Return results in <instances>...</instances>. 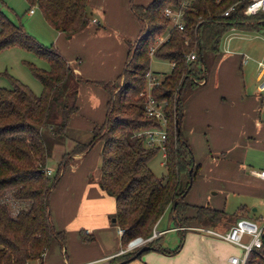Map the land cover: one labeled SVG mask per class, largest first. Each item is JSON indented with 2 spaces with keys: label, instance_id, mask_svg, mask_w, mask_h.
Segmentation results:
<instances>
[{
  "label": "trees",
  "instance_id": "16d2710c",
  "mask_svg": "<svg viewBox=\"0 0 264 264\" xmlns=\"http://www.w3.org/2000/svg\"><path fill=\"white\" fill-rule=\"evenodd\" d=\"M25 1L29 6L35 4L44 20L66 36L91 19L87 0ZM181 1L150 0L145 6L130 5L140 29L134 41L127 44L123 68L112 81L94 82L108 94L105 118L100 125L92 127L88 143L75 144L73 149L59 155L49 174H46L47 159L52 155L53 143L64 138L70 115L77 110V84L87 80L73 73L52 44L41 45L0 11V49L18 45L47 63L45 69L28 64L41 85L37 94L13 77L9 87H0V264L42 261L52 238L63 245V231L56 230L50 220L49 193L73 155L83 154L96 140L101 141L97 183L114 199L113 222L121 229V249L134 237H148L166 210L175 226L185 227L178 230V244L166 251L159 244V236L144 243L166 253L178 250L185 230L193 228L187 225L188 221L209 226L225 216L222 209L209 205H196L192 217L184 216L187 207L184 196L190 187L189 180L191 183L196 177L198 164L194 163L190 147L181 135L179 94L185 81L193 85L195 80L203 78L202 51L216 53L220 37L232 26L252 29L264 25V13L245 15L242 10L246 0H188L182 11L180 31L170 25L162 10L165 6L177 8ZM232 3L235 5L228 14L222 15ZM162 34L164 40L151 54L171 65L150 89L154 99L166 100L164 108L168 115L165 172L155 176L146 162L158 149L147 147L136 132L156 124L153 118L143 114L145 96L141 92L144 72L149 69V48L155 37ZM189 52L195 53L194 59H185ZM7 198L20 206L13 211ZM79 237L82 241L93 240L92 235H83V230H79ZM137 248L112 257L110 264L127 259ZM245 264H264V235Z\"/></svg>",
  "mask_w": 264,
  "mask_h": 264
},
{
  "label": "crops",
  "instance_id": "0c3cea01",
  "mask_svg": "<svg viewBox=\"0 0 264 264\" xmlns=\"http://www.w3.org/2000/svg\"><path fill=\"white\" fill-rule=\"evenodd\" d=\"M149 1L87 0L91 19L71 36L56 31L44 20L54 30L51 44L56 51L67 61L75 75L87 80L82 84L81 81L78 83L76 105L80 95L85 105L84 110L95 114V108L101 109L108 94L94 82L112 81L119 74L120 65L126 59L127 44L134 41L140 29V23L130 5L145 6ZM30 9L32 8L28 9V16L34 13ZM36 25L40 27V21ZM261 25L252 29L232 26L225 33L235 29L257 31ZM243 54L245 53L231 51L225 46L224 50H218L208 59L203 57V78L195 80L193 85L188 80L182 85L179 94L182 111L180 131L190 147L194 163L198 164L196 177L184 196L187 203L184 216L192 217L195 213L194 206L206 203L213 208L222 209L225 216L220 220L231 224L243 215L251 219L257 209L253 202L264 196V183L255 176L252 181L249 177L250 170L255 169L246 168L253 160L250 154L247 155L248 149L264 151V91L257 89V62L260 60L256 62L257 70L253 69V66L247 65V60L242 61ZM104 57L107 64H96L99 76L83 71L82 58L102 61ZM81 104L82 102L78 103V110L70 115L69 125L71 122L72 125L81 122V116L77 115ZM98 117L94 115L95 119ZM81 156L82 154L73 156L76 161L70 164L71 170L76 168ZM207 179V185L201 187L202 180ZM70 187L67 185L59 190V204L53 199L50 201L56 213L53 216L54 228L62 227L63 220L59 219L64 217L69 204L76 197L77 193H69ZM79 187H76L78 192ZM209 190L212 192H208ZM226 202L232 206V212L225 210ZM229 215L232 217L230 220ZM85 223H73V231H78L79 236V230H83V235L90 234L93 240L84 242L79 239L83 243L76 242L72 252L68 249L69 264H110L112 257L123 253L125 248L121 249L118 227L104 212L98 214L97 220ZM187 225L204 226L196 221H188ZM228 226L229 224L224 225L220 230ZM181 228L173 224L167 210L163 212L154 227L161 231L157 236L163 249L170 251L178 244V230ZM231 255H239V249L235 245L195 228H188L183 233L181 245L176 252L149 249L124 264H231L228 260ZM30 264H36V261L32 260Z\"/></svg>",
  "mask_w": 264,
  "mask_h": 264
},
{
  "label": "rangeland",
  "instance_id": "374dc122",
  "mask_svg": "<svg viewBox=\"0 0 264 264\" xmlns=\"http://www.w3.org/2000/svg\"><path fill=\"white\" fill-rule=\"evenodd\" d=\"M29 8H32L34 11V13L30 16H28ZM0 11L4 13L5 16H7L12 22L20 24L23 30L33 36L34 39L41 45L49 47L53 42L52 38L54 30L44 21L41 12L35 4L29 6L25 0H0ZM37 21H40V27L36 25ZM164 35L165 34L157 35L151 46L155 47L157 45L156 38L158 36L163 37ZM225 46L231 51L239 53L243 52L248 55L247 65H251L253 66V69L255 68L257 70L256 62L258 60L264 62V26L261 25L260 29L257 31L244 32L235 29L230 31L229 33H225L219 39L218 50L221 52L222 50H224ZM211 55H213V53L202 51V56L204 57V59H208ZM82 60L83 71L89 72V74H92V76H99V73H96V64L100 65L104 64V62L105 64H107L105 61V57L102 58V61L92 59L88 61L84 60L83 58ZM112 62L113 61H110V63ZM124 62L125 59L120 65L119 73L123 68ZM29 63L38 68L45 69L47 67L46 61L31 50H27L18 45H9L1 48L0 87H9L10 77H13L24 83L27 87L30 88L32 92L37 94L41 90V85L39 81L32 75L28 67ZM148 67L149 70H152L157 77H161L164 73H167L170 70V63L165 59L158 58L153 56L152 54H149ZM82 82L83 81H81V84ZM79 85L80 84H78L77 89H79ZM82 94L83 93L81 92V95ZM172 96H174V94ZM80 97L81 96L79 95L78 103L80 104V102H82V104L77 115L81 116V122L75 123L74 125H72L73 122H71L70 125L67 124V127L64 131V138L62 140L54 141L52 147V155L47 159V166L51 170L55 167L59 155H61L63 152L70 151L74 148L75 144L88 143L92 138V127L94 125H100L105 118L106 101L108 99V95L106 97V101L102 103L103 106L101 107V109L99 107L95 108L97 109L95 114L94 112H89V110L87 109L84 110L85 105L83 99H81ZM94 115L96 118L97 116H99L98 119H95ZM100 149L101 141H93L91 146L83 152L80 158H78L76 168L71 170L70 164L76 161L75 158L72 157L70 163L66 166L59 180L56 182L49 193L48 208L52 224L53 216H55L56 213L55 210L51 207V199H53L55 203L57 202L59 204V199L61 198L59 190L67 185L71 186L69 190L70 194H77H75L76 197L74 199V202L69 204L68 210L64 213V217H61L59 219L57 215L59 220H63L62 227L55 228L56 230L63 231V245H60L56 238H52L48 250L42 257L43 264H69L67 250L69 249L72 252V250L75 248L76 242L83 243L81 242L82 240L77 234L78 231H73V223H88L90 221H95L98 219V214L103 212L105 213L106 217L108 216L109 220L113 217L115 208L114 199L112 196L106 194L97 183L99 173L98 167ZM248 154L251 155V158L253 160H251L250 165H248L249 167H246L247 169H259L264 166V151L250 148L247 150V155ZM146 165L155 176L162 175L165 172L162 152L160 150H157L155 153H153V155L147 160ZM249 177L252 181L254 180V176L252 174H250ZM202 181L203 185L201 187H204L209 182V179H207L206 181ZM77 186H80L79 192L76 188ZM208 192H212V190H209ZM80 195L81 198L79 199ZM4 197L6 200L8 194H6ZM7 199L11 203L13 211H15L18 206H20L16 203V201H12L9 198ZM226 203L227 204L225 210L227 212H232V206L228 202ZM253 204L257 209L255 212H253L254 216L251 217V219L257 218L259 216H264V205L260 203V198H256ZM203 205H206V203H204ZM253 213L251 214L253 215ZM165 215H167V213H165ZM243 217L247 216L243 215ZM231 218L232 217L229 215L228 219L230 220ZM228 224L230 225V223L228 222L219 220L214 225H205L201 227L221 231L220 229H222V226L224 227V225L226 226ZM238 249L240 254L241 249Z\"/></svg>",
  "mask_w": 264,
  "mask_h": 264
},
{
  "label": "built area",
  "instance_id": "2783aa9c",
  "mask_svg": "<svg viewBox=\"0 0 264 264\" xmlns=\"http://www.w3.org/2000/svg\"><path fill=\"white\" fill-rule=\"evenodd\" d=\"M188 0H182L177 8L171 6H165L162 10V15L169 19L170 25L176 27L178 30H183V25L181 21L182 11ZM235 3L228 5L222 12V15H227L232 9ZM29 11H32L30 9ZM245 15H252L257 12L264 13V0H246V4L242 10ZM92 21H94L92 19ZM165 38V35L158 36L156 38V43H160ZM154 47L149 48V54L152 53ZM195 58L194 52H189L186 55V60H192ZM247 60V55H242V61ZM171 65V63H170ZM258 82L257 89L264 91V62L258 61ZM161 77H157L151 70L147 69L144 72V88L141 94L145 96V102L143 104V114L151 117L155 120L156 124L149 127L140 129L136 132V136L139 137L142 142L147 147H156L162 152V156H165V140L167 137V123L168 115L164 106L166 100H156L150 93L152 86L159 83ZM51 172L50 168H46V174ZM250 174L258 178L264 183V167L260 169L250 170ZM261 204L264 205V196L260 199ZM202 232L211 234L218 239L224 240L228 243L235 245L241 249L239 255H231L228 260L231 264H245L249 253L260 246L261 238L264 235V216H259L254 219L240 217L237 218L231 225L226 229L218 231L212 230L204 227H193ZM118 232L121 233V229L118 228ZM161 231L155 230L153 228L151 234L148 237L141 238L140 236L134 237L129 240L126 244L125 250L138 247L144 244L146 241L160 234ZM36 261V264H42L40 260ZM31 262V261H30ZM30 262H25V264H30Z\"/></svg>",
  "mask_w": 264,
  "mask_h": 264
},
{
  "label": "water",
  "instance_id": "95a60500",
  "mask_svg": "<svg viewBox=\"0 0 264 264\" xmlns=\"http://www.w3.org/2000/svg\"><path fill=\"white\" fill-rule=\"evenodd\" d=\"M175 129H176V132L179 131V127L175 124ZM188 185H190V180L188 182ZM175 204V200L173 201V206ZM172 217V215H171ZM111 221H114V217L111 218ZM151 249V247L149 245H146V244H141L138 246L137 250L135 251V253H133L130 257H128L127 259H123L119 262H117L116 264H124L125 262L133 259L136 255L140 254L142 251H145V250H149Z\"/></svg>",
  "mask_w": 264,
  "mask_h": 264
}]
</instances>
